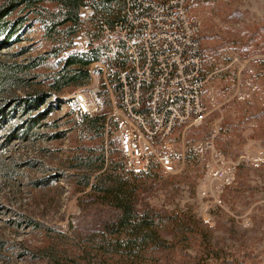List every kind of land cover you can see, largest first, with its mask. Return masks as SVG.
I'll return each instance as SVG.
<instances>
[{
	"label": "rangeland",
	"instance_id": "rangeland-1",
	"mask_svg": "<svg viewBox=\"0 0 264 264\" xmlns=\"http://www.w3.org/2000/svg\"><path fill=\"white\" fill-rule=\"evenodd\" d=\"M192 11L201 21L205 65L211 70L206 71V116L199 127L176 131L172 165L155 164L158 174L141 202L195 214L216 253L211 263L264 264V0H199ZM81 13L86 18L90 12ZM85 37L80 32L73 49L85 47ZM51 45L35 22L20 40L0 45V106L17 107L0 125V264H100L91 239L117 214L82 184L89 172L75 165L102 138L85 131L81 114L66 101L80 86L49 93L56 70V59L47 54ZM99 60L106 67H100V87L104 76L112 85V63L104 55ZM36 92L46 93L44 103L22 111V100ZM99 96L103 109L97 113L107 111L118 127L103 139L107 147L112 139V148L120 149L117 95L113 100L108 91L107 108ZM48 107L52 111L40 118ZM35 116L39 121L29 125ZM208 138L237 163L235 181L222 190L215 180H204L211 154L201 143ZM245 150L248 161L240 162ZM204 246L199 235L189 248L156 252L152 264H194Z\"/></svg>",
	"mask_w": 264,
	"mask_h": 264
},
{
	"label": "built area",
	"instance_id": "built-area-1",
	"mask_svg": "<svg viewBox=\"0 0 264 264\" xmlns=\"http://www.w3.org/2000/svg\"><path fill=\"white\" fill-rule=\"evenodd\" d=\"M118 1L119 18L103 25L104 58L115 69L112 85L103 76L112 99L115 94L118 99L114 115L120 153L127 170L146 171L152 164L169 168L176 131L199 127L206 116L202 26L192 11L199 0ZM101 66L105 70L100 60L92 62V82L66 97L81 115L103 109ZM201 146L211 154L204 180H215L220 190L231 185L237 163L217 150L212 138L204 139ZM239 161H248L247 150Z\"/></svg>",
	"mask_w": 264,
	"mask_h": 264
},
{
	"label": "trees",
	"instance_id": "trees-1",
	"mask_svg": "<svg viewBox=\"0 0 264 264\" xmlns=\"http://www.w3.org/2000/svg\"><path fill=\"white\" fill-rule=\"evenodd\" d=\"M84 8L92 10L86 18L81 13ZM120 9L118 0H3L0 2V45L20 40L33 22L39 23L44 37L52 44L47 54L56 59V70L50 75L49 93L61 92L90 81L89 67L92 62L102 59L106 49L103 25L118 19ZM82 31L89 36V42L83 48L73 49L75 38ZM202 52L206 76V71L211 70L205 65L203 45ZM17 67L26 68L24 65ZM100 95L107 108L110 101L104 82ZM45 96V92H36L25 97L20 103L22 111L39 107ZM16 109V106L10 108L6 104L0 106V125ZM50 111L52 108L48 107L40 118ZM81 116L85 131L102 140L97 146L88 148L75 166L89 172L85 173L82 184L90 186L94 200L117 211L91 239L100 254V264H152L156 252L175 246L189 248L199 235L203 236L205 246L194 264H213L209 259L215 252L195 214L179 209L161 211L141 202V196L158 174L156 165L152 164L146 171L126 169L120 149L112 148V139L107 147L103 139L106 131L111 135L118 128L116 119L109 117L107 111ZM40 118L30 117L29 125H35ZM191 158L190 151H186V160Z\"/></svg>",
	"mask_w": 264,
	"mask_h": 264
}]
</instances>
